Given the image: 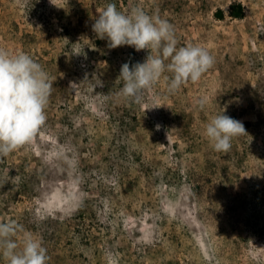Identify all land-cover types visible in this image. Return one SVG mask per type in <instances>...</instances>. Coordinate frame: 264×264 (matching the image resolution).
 <instances>
[{
  "label": "rangeland",
  "instance_id": "obj_1",
  "mask_svg": "<svg viewBox=\"0 0 264 264\" xmlns=\"http://www.w3.org/2000/svg\"><path fill=\"white\" fill-rule=\"evenodd\" d=\"M53 2L0 0V47L54 80L45 124L0 158V221L40 238L47 264H264V0ZM109 2L168 20L177 46L209 49L213 67L174 94L164 73L129 103L121 65L148 50L96 36ZM222 109L247 133L228 153L203 136Z\"/></svg>",
  "mask_w": 264,
  "mask_h": 264
},
{
  "label": "clouds",
  "instance_id": "obj_2",
  "mask_svg": "<svg viewBox=\"0 0 264 264\" xmlns=\"http://www.w3.org/2000/svg\"><path fill=\"white\" fill-rule=\"evenodd\" d=\"M50 2L58 6L53 0ZM97 11L92 31L99 39L107 40L109 49L129 46L137 52L148 50L143 62L131 67L127 62L121 65V95L129 103H140L164 73L169 74L164 75L167 90L174 94L189 81L199 82L215 63L211 51L201 45L188 43L178 47L174 26L158 15H149L139 7L124 13L112 2ZM53 81L29 54H13L0 47V158L30 143L45 124ZM196 104L204 110L208 98L199 97ZM225 111L222 109L207 121L203 136L214 151L228 153L232 140L247 133L243 123ZM0 258L5 264L48 261L42 240L14 220L0 221Z\"/></svg>",
  "mask_w": 264,
  "mask_h": 264
},
{
  "label": "trees",
  "instance_id": "obj_3",
  "mask_svg": "<svg viewBox=\"0 0 264 264\" xmlns=\"http://www.w3.org/2000/svg\"><path fill=\"white\" fill-rule=\"evenodd\" d=\"M244 13H245L244 8L240 2L231 4V9H230L231 16H233L235 18H242L245 15ZM216 14L220 18H222L224 16L223 10H221V9H219L216 12Z\"/></svg>",
  "mask_w": 264,
  "mask_h": 264
}]
</instances>
